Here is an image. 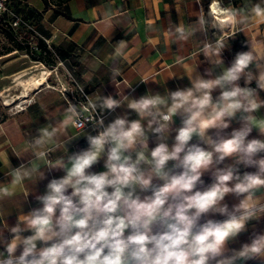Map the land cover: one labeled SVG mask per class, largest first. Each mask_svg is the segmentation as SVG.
Segmentation results:
<instances>
[{
  "label": "clouds",
  "instance_id": "9594fccd",
  "mask_svg": "<svg viewBox=\"0 0 264 264\" xmlns=\"http://www.w3.org/2000/svg\"><path fill=\"white\" fill-rule=\"evenodd\" d=\"M199 6L203 33L196 55L204 61L168 77L187 76L189 86L132 95L133 85L118 79L124 47L119 41L110 57L115 96L99 89L86 95L80 88L84 100L73 103L65 93L74 90L60 87L64 103L17 156L27 157L26 163L13 168L4 157L10 180L0 186V198L15 195L26 180L35 187L46 172L63 175L48 180L44 193L35 194L38 206L26 214L21 209L14 226L0 218V264H244L264 257V233L239 250L228 247L250 221L264 217V200L256 195L264 188V117L257 115L264 108V38L249 35L250 18L264 13V0L241 7L214 0L207 14ZM222 17L236 26L221 23ZM105 22L114 30L124 21L107 11ZM166 30L178 48L193 35L181 19L174 23L169 17ZM239 33L248 50L236 52L225 66L223 54ZM150 81L158 84L154 77L140 79ZM177 117L180 126L174 127ZM233 120L239 127L228 132ZM89 124L95 135L85 131ZM254 129L260 138H249ZM81 136L87 148L70 153L68 145ZM101 161L104 170L93 171ZM205 173L211 178L207 185ZM228 195L237 200L231 208ZM217 214L224 219L211 218Z\"/></svg>",
  "mask_w": 264,
  "mask_h": 264
},
{
  "label": "crops",
  "instance_id": "0c3cea01",
  "mask_svg": "<svg viewBox=\"0 0 264 264\" xmlns=\"http://www.w3.org/2000/svg\"><path fill=\"white\" fill-rule=\"evenodd\" d=\"M16 1L19 3L17 6L19 10L33 13L34 18L32 17L30 21H34L32 24L38 33L37 40H47L50 51L53 52L56 49L67 56L65 60L57 56L58 61L53 66H46L38 61H29L30 63L25 66H15L13 60L17 54L15 50L0 55L1 87L4 90L12 87L14 95L9 100L19 102L25 107L17 113H0V186L7 185L10 180L7 177L4 157H9L13 168L26 163L27 157L18 158L17 156L23 154L25 142L31 135L36 134V129L47 123L45 117L64 103V98L58 89L67 86L69 77L79 83L89 95L99 89L103 95L115 96L116 89L110 80L112 67L110 57L117 42L124 41L119 60L122 76L118 79L132 84L135 88L132 95L136 97L145 94L149 89L163 93L165 87L175 90L177 87L189 86L187 76L183 79L168 77L184 75L195 62L204 61L203 56L196 55L203 33V25L198 22L201 15L199 5L202 6L205 14L209 8H205L200 0H64L63 2L60 0L57 3L51 0ZM176 10L181 12V17ZM107 11L121 14L124 22L113 30V27L105 22ZM169 17L174 23H178L181 19L185 24H190L193 35L181 48L172 42L166 30ZM250 22L253 27L249 35L255 34L258 40L264 38V13L256 15ZM150 26L151 30H149ZM212 30H209V37L212 36ZM245 40V35L240 33L239 42L233 44L230 42V49L226 50L228 54L226 51L223 54L225 66L229 65L228 59L231 61L236 52L248 50ZM178 57L184 58L182 64L174 63ZM206 67H208L206 62L201 63L198 70L203 73ZM30 69L38 71L45 81L39 86L29 87L27 95L22 96L25 79L21 74ZM39 75L33 74L29 77H40ZM142 77H154L158 84L151 81L148 84L141 83ZM240 84L244 86V81L241 80ZM123 86L121 83V90ZM250 86L255 87V82L253 81ZM129 91L126 89V94ZM217 94L218 92L213 93L214 96ZM260 96L264 99V92H260ZM120 111L122 110L117 109V112ZM257 115L264 117V108H261ZM132 118H136L135 114ZM108 119L110 120L111 117ZM174 120V127H179V118ZM58 122L59 117L57 124ZM238 127L239 124L233 120L227 131L230 132ZM249 138H260L258 130L254 129ZM192 142H195V139ZM87 146L86 138L81 136L68 145V148L71 153L86 149ZM154 146L150 139L149 147ZM59 155L61 153L57 152L52 155V158ZM225 163H232V161L228 159ZM103 170L102 161L93 167V171L96 172ZM244 171H254V169L242 167L241 172ZM62 175L63 172L59 170L46 172L47 178L39 181L35 187L34 181L26 180L23 188L17 189L15 195L0 198V218L6 217L8 224L14 226L21 209L26 214L31 208L38 206L34 198L35 194L44 193L48 180ZM202 179L206 185L210 184V173H205ZM33 187L34 191L29 194L27 200H24L25 191H30ZM256 195L264 200V188L258 189ZM225 202L231 208L237 200L233 195H228L225 197ZM220 217L222 216L217 214L211 218ZM261 233H264V217H261L259 221H250L247 230L229 242L228 247L239 250L243 244L250 243L254 235ZM29 234L24 233V235ZM4 235L8 239L11 238L7 231ZM2 250L3 247L0 246V251ZM253 262L264 263V257L250 259L244 264Z\"/></svg>",
  "mask_w": 264,
  "mask_h": 264
},
{
  "label": "rangeland",
  "instance_id": "374dc122",
  "mask_svg": "<svg viewBox=\"0 0 264 264\" xmlns=\"http://www.w3.org/2000/svg\"><path fill=\"white\" fill-rule=\"evenodd\" d=\"M51 1L53 3L60 2V0H51ZM200 1L203 4H207V8L211 5V3L214 2V0H200ZM258 2H259V0H222V3L224 6L231 5L232 7H241L245 4L252 5V4H255ZM22 11H24V10H21V9L18 10V12H21V14L23 15ZM255 16L256 15L253 14L250 18V21ZM220 22L225 24V25H232L234 27L236 26V22L229 17H222V20ZM31 23H34V21H32ZM8 28H5L6 34H3L4 32H2L0 30V53L4 52L7 49H16V45L20 43L24 49L23 50H15L17 52V54H15V56L13 58V60L15 61L14 62L15 66L16 65L17 66H25L26 64L30 63L29 61H32L30 59V56H28L25 53V48L26 49L28 48L33 54L36 55V57H39L38 56L39 51H40V53H42V52H41L39 46L37 45V43H38L37 39H33L32 41L28 40L27 42H22V36L23 37L25 36V32L21 29H16V30L11 29L12 30L11 31V30H9L10 28L9 29ZM212 31L215 32L216 30L213 29ZM7 34L11 35L12 38H16V40H14V42L9 41L5 36ZM239 41H240V33L237 34V36L233 40H231L230 42L233 44L234 42H239ZM35 48H37V49H35ZM57 56H58L57 52L53 51L52 55L50 57L51 58L50 60L57 62L58 61ZM8 59H10V58H8ZM43 60H47V56L44 54H41L39 61L42 64H44ZM33 74H39V73H38V71L30 69L29 71L25 70L24 73H22L21 75H22L23 79H26ZM39 76L41 77V75H39ZM1 83L2 82L0 80V113L1 114H7V113L12 114V113H17V112L22 111L25 107H24V105H21L19 102H14V100H10V105H6L4 103L6 99H12L13 98L14 94H12V92H14V90H12V87L11 88L9 87L7 90L2 89ZM5 96H6V98H5Z\"/></svg>",
  "mask_w": 264,
  "mask_h": 264
},
{
  "label": "built area",
  "instance_id": "2783aa9c",
  "mask_svg": "<svg viewBox=\"0 0 264 264\" xmlns=\"http://www.w3.org/2000/svg\"><path fill=\"white\" fill-rule=\"evenodd\" d=\"M210 7V6H209ZM208 7V8H209ZM18 8H15L13 6L12 0H0V16L6 17L8 19L9 26L12 30L21 29L29 35L30 41L33 39L38 38V33L34 27V25L31 23L30 20H27L21 12H18ZM46 47L49 49V43L47 40H42ZM37 49V48H35ZM47 78V77H45ZM66 87H70L74 91H68L65 93V95L68 97L69 100H72L73 103H80L84 100V96H82L80 92V88H83L79 83H77L74 79L69 77V81ZM84 93L86 95H89L85 89L83 88ZM86 132L94 133L92 130V126L89 124L86 126L85 129ZM218 220L224 219V217L216 218Z\"/></svg>",
  "mask_w": 264,
  "mask_h": 264
},
{
  "label": "trees",
  "instance_id": "16d2710c",
  "mask_svg": "<svg viewBox=\"0 0 264 264\" xmlns=\"http://www.w3.org/2000/svg\"><path fill=\"white\" fill-rule=\"evenodd\" d=\"M64 0H62V2H63ZM12 2H13V6L15 7V8H18L17 6L19 5V3L16 1V0H12ZM204 5V7L205 8H207V4H203ZM22 13H23V16L27 19V20H30L32 17L34 18V16H33V13L32 12H30V11H22ZM10 29H9V28ZM5 28H8L9 30H11V27L9 26V23H8V19L6 18V17H3V16H0V30L2 31V32H4L3 34H6L5 32H6V30H5ZM12 31V30H11ZM6 36V38L9 40V41H11V42H14V40H16V38H12V36L11 35H5ZM28 39H29V35L26 33L25 34V36L23 37L22 36V42H27L28 41ZM38 43H37V45L39 46V48H40V50H41V52L42 53H40V51H39V57H36V55L35 54H33L28 48L26 49L25 48V53L28 55V56H30V59L32 60V61H38V62H40L39 61V59H40V57H41V54H44V55H46L47 56V60H43L44 61V64L46 65V66H53L54 64H55V62L54 61H52V60H50L51 58V55H52V51H50L49 49H47V47H46V45H45V43L42 41V40H38L37 41ZM24 48L22 47V45L19 43V44H17L16 45V49H7V50H5L4 52H2V53H0V55H2V54H5V53H8V52H11V51H13V50H23ZM54 51H56L57 52V54H58V57L61 59V60H65V58H66V54H64V53H62L61 51H59V50H56V49H54ZM226 54H228V52L226 51ZM230 60L228 59V63L230 64ZM248 264H264V263H260V262H253V263H248Z\"/></svg>",
  "mask_w": 264,
  "mask_h": 264
},
{
  "label": "bare ground",
  "instance_id": "6f19581e",
  "mask_svg": "<svg viewBox=\"0 0 264 264\" xmlns=\"http://www.w3.org/2000/svg\"><path fill=\"white\" fill-rule=\"evenodd\" d=\"M214 3V2H213ZM213 3H211V5H213ZM210 8V7H209ZM222 20V18L220 19V21ZM39 75V74H38ZM47 75V74H45ZM43 81H45V79L43 77H29L27 79H25L23 81V86L25 87L24 91L21 92V95H25L29 89V87H33V86H39L41 85V83H43ZM31 89V88H30ZM27 95V94H26ZM6 98V96H5ZM6 105H10V100L6 99L4 102Z\"/></svg>",
  "mask_w": 264,
  "mask_h": 264
}]
</instances>
